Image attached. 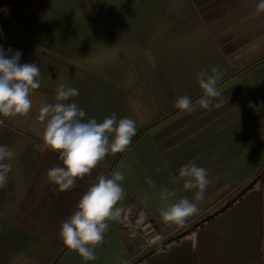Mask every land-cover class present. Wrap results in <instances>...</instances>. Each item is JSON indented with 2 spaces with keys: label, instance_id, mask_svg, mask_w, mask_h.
I'll list each match as a JSON object with an SVG mask.
<instances>
[{
  "label": "crops",
  "instance_id": "crops-1",
  "mask_svg": "<svg viewBox=\"0 0 264 264\" xmlns=\"http://www.w3.org/2000/svg\"><path fill=\"white\" fill-rule=\"evenodd\" d=\"M256 3L46 0L26 17L9 46L21 51L22 63H36L41 85L30 91L29 112L0 117V144L15 152L0 188V264H264V185L216 214L264 167V13ZM213 67L220 96L205 109L196 77L202 69L213 75ZM62 83L79 90L71 99L87 117L115 112L140 126L132 145L63 191L48 180V169L62 161L38 119ZM180 95L191 97L192 111L175 106ZM186 162L206 168L211 183L195 216L183 226L166 224L160 209L194 196L178 178ZM114 171L124 175L123 212L96 260L85 262L63 244L60 225L83 192ZM220 183L228 192L215 195ZM164 189L175 195L165 200ZM141 213L170 240L164 248L141 251L139 239L125 236L124 218L134 223Z\"/></svg>",
  "mask_w": 264,
  "mask_h": 264
},
{
  "label": "clouds",
  "instance_id": "clouds-1",
  "mask_svg": "<svg viewBox=\"0 0 264 264\" xmlns=\"http://www.w3.org/2000/svg\"><path fill=\"white\" fill-rule=\"evenodd\" d=\"M256 12L264 13V0H257ZM21 56V51L0 45V117L29 112L32 104L30 91L41 85L39 67L34 62L22 63ZM211 72L213 75H207L202 69L196 77L204 92L199 103L205 109L213 103L210 98L220 96L217 69L213 67ZM78 94L77 88L60 84L55 91L56 103L41 105L38 115V119L44 122V142L62 161L61 165L48 169L47 177L62 191L74 187L78 179L90 174L106 156L124 151L136 134V121L118 117L115 112L101 121L87 117L85 110L71 99ZM175 106L190 112L192 99L180 95ZM3 123L4 120L0 119V125ZM14 158L15 152L8 145L0 144V188L8 183ZM178 178L183 180V189L195 190L193 199L180 197L162 207L159 215L166 224L183 226L200 211L198 205L204 200L211 178L206 168L194 162L181 165ZM123 180L121 171L100 175L83 192L72 214L61 222L59 236L63 244L85 262L96 260V248L105 239L111 222L121 218L123 208L118 205L126 196ZM174 195L175 192L168 189L162 193L165 200ZM143 215L140 214L141 220Z\"/></svg>",
  "mask_w": 264,
  "mask_h": 264
},
{
  "label": "flooded vegetation",
  "instance_id": "flooded-vegetation-1",
  "mask_svg": "<svg viewBox=\"0 0 264 264\" xmlns=\"http://www.w3.org/2000/svg\"><path fill=\"white\" fill-rule=\"evenodd\" d=\"M46 0H0V30L3 29V35L0 38V45H3L6 37L11 33L5 49L9 47L12 37H14L20 29L23 21L33 11L42 7ZM23 15L21 16V14ZM19 16H21L19 18ZM7 20L2 26V22ZM7 24V25H6ZM167 236L165 235V238Z\"/></svg>",
  "mask_w": 264,
  "mask_h": 264
},
{
  "label": "built area",
  "instance_id": "built-area-1",
  "mask_svg": "<svg viewBox=\"0 0 264 264\" xmlns=\"http://www.w3.org/2000/svg\"><path fill=\"white\" fill-rule=\"evenodd\" d=\"M127 236L131 239H139L141 242V251L147 250L152 247H156L160 242L165 239V235H162L156 230L153 224L149 221H144L137 228L133 226L130 221L125 225ZM149 241H152L149 243Z\"/></svg>",
  "mask_w": 264,
  "mask_h": 264
},
{
  "label": "trees",
  "instance_id": "trees-1",
  "mask_svg": "<svg viewBox=\"0 0 264 264\" xmlns=\"http://www.w3.org/2000/svg\"><path fill=\"white\" fill-rule=\"evenodd\" d=\"M137 137H138V136H137ZM137 137H136L134 140H132L131 143H130L128 146H126L125 149H127L130 145H132V144L136 141ZM121 153H122V152H121ZM121 153H119V154L117 155L116 159L114 160V162H113V168H114V166L116 165V163H117V161H118L119 156H120ZM262 185H264V167H263L261 170H259L258 172H256V173L254 174V176H253V177L247 182V184H246L244 187H242L241 191L238 192L237 194H235L234 197H233L230 201H228V203H226L221 209H219V211H218L216 214H218L220 211H222V210L228 208V207H229L230 205H232L234 202L240 200V199L243 197V195H244L246 192H248L249 190L253 189V188L256 187V186H259V187H260V186H262ZM216 214L211 215L209 218L214 217ZM209 218H208V219H209ZM208 219H207V220H208ZM205 221H206V220H205ZM202 224H203V222H199V223L194 224L193 227H192V229H190V231H193L194 229L198 228V227L201 226ZM169 241H170V240H165V241H163V242H160V243L157 245V246H158L157 249H162V248H164V247L169 243ZM157 249H156V250H157ZM150 254H151V253H148V254L145 255L143 258L148 257ZM140 261H142V258H141L139 261H137L136 263H138V262H140Z\"/></svg>",
  "mask_w": 264,
  "mask_h": 264
},
{
  "label": "rangeland",
  "instance_id": "rangeland-1",
  "mask_svg": "<svg viewBox=\"0 0 264 264\" xmlns=\"http://www.w3.org/2000/svg\"><path fill=\"white\" fill-rule=\"evenodd\" d=\"M133 91H135V90H133ZM132 94V93H131ZM138 129H140V126L139 125H136V132L138 131ZM238 152H240L239 150L236 152V153H238ZM262 159V158H261ZM261 161H264V157H263V159L261 160ZM256 169H259V167L258 168H256ZM256 169H253V171H252V173L254 172V171H256ZM235 181L236 180H234V181H231V182H229L230 184V187H233L234 185V183H235ZM228 185V186H229ZM228 186H226V185H224L223 183H220V187L216 190V192H215V195H219V194H221V193H223L225 190H227L228 189ZM226 192H228V190L226 191ZM225 192V193H226ZM234 194V193H233ZM233 194H231V197L230 198H227V199H232L233 197H234V195ZM220 198V197H219ZM209 204V202L207 201L206 203H204V205H208ZM129 220H127V219H125L124 218V229H125V225L127 224V222H128ZM163 235H166L165 233H163ZM165 240H167V239H165ZM140 245V247L142 246L141 245V243L139 244ZM153 248V247H152ZM150 249V248H149ZM148 250V249H147ZM145 251V250H144Z\"/></svg>",
  "mask_w": 264,
  "mask_h": 264
},
{
  "label": "water",
  "instance_id": "water-1",
  "mask_svg": "<svg viewBox=\"0 0 264 264\" xmlns=\"http://www.w3.org/2000/svg\"><path fill=\"white\" fill-rule=\"evenodd\" d=\"M23 15V13L21 14V16ZM21 16H19V18L21 17ZM10 35H11V33H9V35L6 37V39H5V41H4V43H3V46H5V44L7 43V41H8V39H9V37H10ZM144 221H149L150 222V220H147V218H143L142 220L140 219V220H136V222H132L131 220H130V223H132L133 224V226L135 227V228H137L138 229V227H139V225L141 224V223H143ZM152 223V222H151ZM153 224V223H152ZM154 226V225H153ZM159 232V231H158ZM127 233H129V231L127 232V231H125V236L127 237V238H129L128 236H127ZM162 235H163V233H161ZM129 239H131V238H129ZM132 240V239H131Z\"/></svg>",
  "mask_w": 264,
  "mask_h": 264
}]
</instances>
